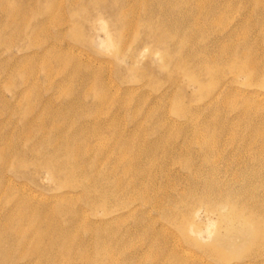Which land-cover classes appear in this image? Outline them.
Wrapping results in <instances>:
<instances>
[{
	"label": "rangeland",
	"instance_id": "rangeland-1",
	"mask_svg": "<svg viewBox=\"0 0 264 264\" xmlns=\"http://www.w3.org/2000/svg\"><path fill=\"white\" fill-rule=\"evenodd\" d=\"M0 264H264V0H0Z\"/></svg>",
	"mask_w": 264,
	"mask_h": 264
}]
</instances>
